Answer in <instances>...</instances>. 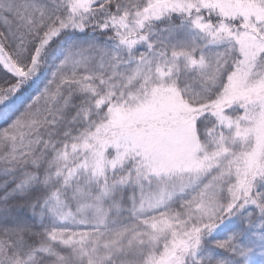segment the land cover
Wrapping results in <instances>:
<instances>
[{"label": "snow or ice", "instance_id": "obj_1", "mask_svg": "<svg viewBox=\"0 0 264 264\" xmlns=\"http://www.w3.org/2000/svg\"><path fill=\"white\" fill-rule=\"evenodd\" d=\"M0 264H264V0H0Z\"/></svg>", "mask_w": 264, "mask_h": 264}]
</instances>
